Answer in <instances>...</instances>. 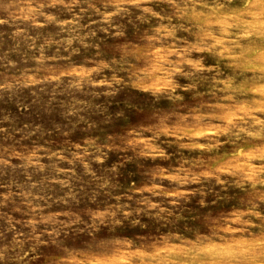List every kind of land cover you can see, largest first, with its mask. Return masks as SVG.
<instances>
[{
	"label": "rangeland",
	"instance_id": "1",
	"mask_svg": "<svg viewBox=\"0 0 264 264\" xmlns=\"http://www.w3.org/2000/svg\"><path fill=\"white\" fill-rule=\"evenodd\" d=\"M0 264H264V0H0Z\"/></svg>",
	"mask_w": 264,
	"mask_h": 264
}]
</instances>
